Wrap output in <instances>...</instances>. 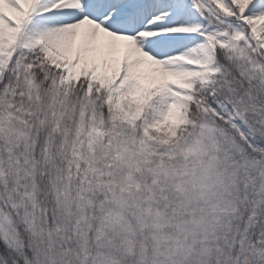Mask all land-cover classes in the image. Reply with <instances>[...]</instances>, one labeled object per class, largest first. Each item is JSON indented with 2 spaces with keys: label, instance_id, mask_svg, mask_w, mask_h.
I'll list each match as a JSON object with an SVG mask.
<instances>
[{
  "label": "snow or ice",
  "instance_id": "6c2138e0",
  "mask_svg": "<svg viewBox=\"0 0 264 264\" xmlns=\"http://www.w3.org/2000/svg\"><path fill=\"white\" fill-rule=\"evenodd\" d=\"M0 264H264V0H0Z\"/></svg>",
  "mask_w": 264,
  "mask_h": 264
}]
</instances>
